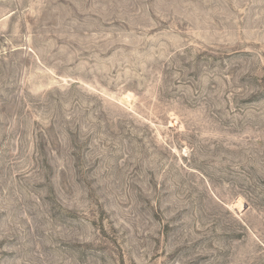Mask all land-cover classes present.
<instances>
[{
  "label": "rangeland",
  "instance_id": "rangeland-1",
  "mask_svg": "<svg viewBox=\"0 0 264 264\" xmlns=\"http://www.w3.org/2000/svg\"><path fill=\"white\" fill-rule=\"evenodd\" d=\"M0 264H264V0H0Z\"/></svg>",
  "mask_w": 264,
  "mask_h": 264
}]
</instances>
